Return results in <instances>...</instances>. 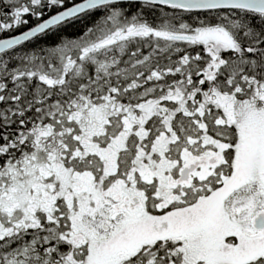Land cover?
<instances>
[{"label": "snow or ice", "instance_id": "obj_1", "mask_svg": "<svg viewBox=\"0 0 264 264\" xmlns=\"http://www.w3.org/2000/svg\"><path fill=\"white\" fill-rule=\"evenodd\" d=\"M0 264H264V0H0Z\"/></svg>", "mask_w": 264, "mask_h": 264}]
</instances>
